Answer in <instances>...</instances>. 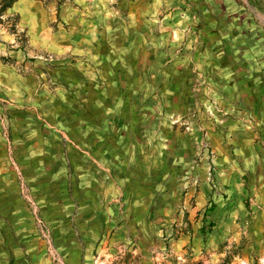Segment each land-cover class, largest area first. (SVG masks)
<instances>
[{
    "label": "crops",
    "instance_id": "1",
    "mask_svg": "<svg viewBox=\"0 0 264 264\" xmlns=\"http://www.w3.org/2000/svg\"><path fill=\"white\" fill-rule=\"evenodd\" d=\"M85 4L61 62L33 74L0 64V264L150 259L161 115L162 131L181 128L170 119L190 115L193 87L212 71L203 57L222 49L237 59L226 113L255 120L241 105L264 100V0ZM184 29L195 40L183 44Z\"/></svg>",
    "mask_w": 264,
    "mask_h": 264
},
{
    "label": "rangeland",
    "instance_id": "2",
    "mask_svg": "<svg viewBox=\"0 0 264 264\" xmlns=\"http://www.w3.org/2000/svg\"><path fill=\"white\" fill-rule=\"evenodd\" d=\"M7 1L0 0V64L33 74L69 56V34L81 30L69 19L88 14L85 0H17L6 7ZM191 35L184 29L182 43ZM223 53L203 57L212 71L193 87L190 115L170 119L181 128L167 133L158 124L164 115L158 120L156 249L150 259L138 254L134 264H264V161H256L264 157V100L241 105L255 120L226 113L220 94L233 90L228 79L237 59ZM4 75L0 70L1 88Z\"/></svg>",
    "mask_w": 264,
    "mask_h": 264
},
{
    "label": "trees",
    "instance_id": "3",
    "mask_svg": "<svg viewBox=\"0 0 264 264\" xmlns=\"http://www.w3.org/2000/svg\"><path fill=\"white\" fill-rule=\"evenodd\" d=\"M17 0H8L6 2L7 6L6 7H10V5H12L14 2H16Z\"/></svg>",
    "mask_w": 264,
    "mask_h": 264
},
{
    "label": "built area",
    "instance_id": "4",
    "mask_svg": "<svg viewBox=\"0 0 264 264\" xmlns=\"http://www.w3.org/2000/svg\"><path fill=\"white\" fill-rule=\"evenodd\" d=\"M35 213H36V211H35ZM38 224H40V225H41L42 223H41L40 221H38Z\"/></svg>",
    "mask_w": 264,
    "mask_h": 264
}]
</instances>
